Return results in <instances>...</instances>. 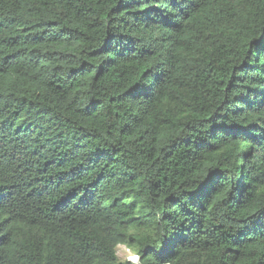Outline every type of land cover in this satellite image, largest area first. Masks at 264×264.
<instances>
[{"label":"trees","instance_id":"obj_1","mask_svg":"<svg viewBox=\"0 0 264 264\" xmlns=\"http://www.w3.org/2000/svg\"><path fill=\"white\" fill-rule=\"evenodd\" d=\"M264 264V0H0V264Z\"/></svg>","mask_w":264,"mask_h":264},{"label":"clouds","instance_id":"obj_2","mask_svg":"<svg viewBox=\"0 0 264 264\" xmlns=\"http://www.w3.org/2000/svg\"><path fill=\"white\" fill-rule=\"evenodd\" d=\"M125 247L124 244L117 243L114 245L115 249H120ZM129 255H126L122 259L119 260L118 264H138L139 261V255L134 249H129Z\"/></svg>","mask_w":264,"mask_h":264},{"label":"rangeland","instance_id":"obj_3","mask_svg":"<svg viewBox=\"0 0 264 264\" xmlns=\"http://www.w3.org/2000/svg\"><path fill=\"white\" fill-rule=\"evenodd\" d=\"M129 251L126 248H120L117 249V256L119 259H122L123 257H125L126 255H129Z\"/></svg>","mask_w":264,"mask_h":264}]
</instances>
